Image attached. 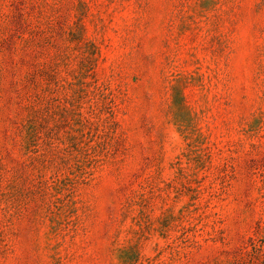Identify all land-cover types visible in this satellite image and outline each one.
I'll use <instances>...</instances> for the list:
<instances>
[{
	"label": "rangeland",
	"instance_id": "1",
	"mask_svg": "<svg viewBox=\"0 0 264 264\" xmlns=\"http://www.w3.org/2000/svg\"><path fill=\"white\" fill-rule=\"evenodd\" d=\"M0 264H264V0H0Z\"/></svg>",
	"mask_w": 264,
	"mask_h": 264
}]
</instances>
